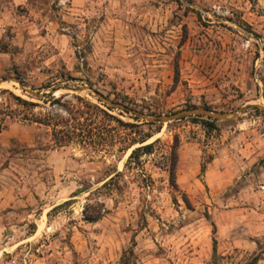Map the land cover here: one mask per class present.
<instances>
[{
  "label": "rangeland",
  "instance_id": "374dc122",
  "mask_svg": "<svg viewBox=\"0 0 264 264\" xmlns=\"http://www.w3.org/2000/svg\"><path fill=\"white\" fill-rule=\"evenodd\" d=\"M83 86L160 117L248 109L214 130L137 121ZM87 102L139 126L86 121ZM258 105L264 0H0V264H264ZM69 120L82 137L55 133ZM139 131L154 152L128 163L141 144L119 137ZM95 202L108 214L89 223Z\"/></svg>",
  "mask_w": 264,
  "mask_h": 264
},
{
  "label": "trees",
  "instance_id": "16d2710c",
  "mask_svg": "<svg viewBox=\"0 0 264 264\" xmlns=\"http://www.w3.org/2000/svg\"><path fill=\"white\" fill-rule=\"evenodd\" d=\"M80 100H82L81 98H79ZM86 104V107H88V111H76V114H78L79 116H88V118L86 119V121H91V122H94V120H97L99 119L100 117H103V118H107V119H110V120H116L118 121L122 126L124 127H135V126H139V125H132V124H125L123 123L120 119H118L117 117H115L114 115H112L111 113H109L107 110L101 108L100 106L98 105H95V104H92V103H85ZM105 106L107 107L108 110H113L114 108L108 106L107 104H105ZM258 112H260L258 110ZM127 114H129V112H126ZM74 115V118H72V121L73 122H76L78 123V125L80 124L81 122V118L76 116L75 114ZM134 118L137 120V121H140L141 118L136 116V115H133ZM202 118V117H200ZM40 123H43L42 121H39ZM69 122V123H68ZM67 122V124L65 125V128L66 129H57V127L59 126L56 125V128H55V133L58 134V133H64L65 131L64 130H67L66 132L67 135H65V137L69 138V139H72V136L74 135H77L78 137H82V134L81 133H76V128L75 127H71L70 125V122L71 120H69ZM203 123L205 124V126L209 129V130H214L216 128V125H215V121L212 120V119H209V120H203ZM148 125H155L154 123H146ZM81 126H83L82 124H80ZM3 125L0 123V133L2 132L3 130ZM71 129H73L71 131ZM82 131H85L83 128L81 129ZM106 130L105 128L103 127H97V128H90L89 129V139H92L93 137H95V133H93L94 131H97L99 133L100 136H102L104 133L103 131ZM138 132V131H137ZM83 133V132H82ZM138 137H130L127 135H123L121 137H119V142L121 144H123V149H131L134 145L136 144H141L140 147H137L135 149L132 150L130 156H129V159H128V163H133V162H139L140 158H141V155L142 154H152L154 152V148H155V143H148V140L150 138L153 137L152 134H146V133H143L142 131H139V133L137 134ZM114 137V136H113ZM103 139V138H102ZM86 142V141H84ZM66 143H69L68 140H64V139H61L60 140V144H66ZM130 145V146H129ZM124 146H127V147H124ZM128 151V150H127ZM172 165H171V169H170V176H171V183H172V186L174 187H177V181H176V167H177V162H178V155H177V151L176 149L173 150V153H172ZM206 170V167L205 166H202V172L204 173ZM120 173L119 172H116V175L115 176H119ZM115 177H112L111 180H113ZM107 183H105L106 185ZM187 201V204L189 206L190 205V202L188 199H186ZM71 201H68L66 202V204L70 203ZM84 219L85 221L89 222V223H97L99 222L100 220H102L106 214H108V209L106 207V205L104 203H100V202H95V203H89L85 208H84ZM125 258V256H124Z\"/></svg>",
  "mask_w": 264,
  "mask_h": 264
},
{
  "label": "water",
  "instance_id": "95a60500",
  "mask_svg": "<svg viewBox=\"0 0 264 264\" xmlns=\"http://www.w3.org/2000/svg\"><path fill=\"white\" fill-rule=\"evenodd\" d=\"M20 87L24 91H26L27 93H30V94L35 95V96H41L40 94H38L37 92H35L33 90L26 89L23 84H20ZM77 90L78 91H91L100 100L105 102L108 106H110L114 109H120L124 112H129V113L134 114V115H136L142 119L147 120L148 122H164V123H166V122L172 121L174 119L185 117V116H205V117H208V118H211L214 120H229V119L236 118L237 115H239L241 113H245L248 109V108H241V109H238L237 111H235L233 113H218V112L211 111L209 109H192V110L182 111V112L177 113V114L170 116V117H160V116H154V115H147V114L142 113L140 111L131 109L130 107H128L127 105H125L123 103L112 101L111 99L107 98L102 93L94 90L90 86H83ZM254 109L257 111L259 110V111L264 112V106H261V105L255 106Z\"/></svg>",
  "mask_w": 264,
  "mask_h": 264
}]
</instances>
